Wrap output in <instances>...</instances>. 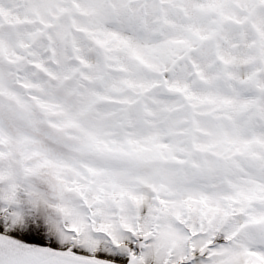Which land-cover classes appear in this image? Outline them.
Here are the masks:
<instances>
[{
    "label": "snow or ice",
    "instance_id": "obj_1",
    "mask_svg": "<svg viewBox=\"0 0 264 264\" xmlns=\"http://www.w3.org/2000/svg\"><path fill=\"white\" fill-rule=\"evenodd\" d=\"M0 264H264V0H0Z\"/></svg>",
    "mask_w": 264,
    "mask_h": 264
}]
</instances>
